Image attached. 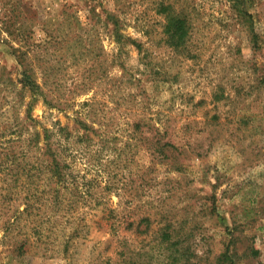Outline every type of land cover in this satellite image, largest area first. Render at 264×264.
Masks as SVG:
<instances>
[{
    "label": "rangeland",
    "instance_id": "374dc122",
    "mask_svg": "<svg viewBox=\"0 0 264 264\" xmlns=\"http://www.w3.org/2000/svg\"><path fill=\"white\" fill-rule=\"evenodd\" d=\"M160 1L189 15L184 47L162 39ZM107 11L141 52L114 41ZM14 47L44 92L35 125ZM18 124L23 138L66 125L72 166L58 197L42 173L6 235L0 220V264H172L164 229L194 264L229 239L236 264H264V0H0V130ZM156 132L167 157L146 146Z\"/></svg>",
    "mask_w": 264,
    "mask_h": 264
},
{
    "label": "trees",
    "instance_id": "16d2710c",
    "mask_svg": "<svg viewBox=\"0 0 264 264\" xmlns=\"http://www.w3.org/2000/svg\"><path fill=\"white\" fill-rule=\"evenodd\" d=\"M244 4L234 3L232 6L243 18V24L248 31L250 41L256 46L257 35L251 21L252 14L243 8ZM158 11L163 14L161 33L164 42L175 49L184 47L189 38L191 26L189 15L183 10L176 11L171 3L163 1L158 3ZM105 21L110 23L111 27H109V23H106L105 28H109V33L116 43L131 44L139 52L142 51V42L122 31L125 23L118 13L107 11ZM13 53L16 55L20 66L16 74L17 83L20 84L21 91L29 92L25 118L33 121L31 124L35 125V119L31 116L33 102L38 97H42L44 92L41 85L33 78L32 72L24 65L26 51L22 50L21 47H14ZM43 101L49 102L44 97ZM73 128L82 131L81 135H78L80 137L87 136L89 129L94 130L85 120L79 119L75 120ZM139 128L140 124L135 122L134 129L139 130ZM21 130L22 125L19 124L11 129L0 130V220L6 224L5 235L8 233V228L10 229L18 220L19 215L33 206L35 196L32 194V190L38 187V177L42 173H47L48 181L54 188L52 191H56L53 195L58 197V191L67 185V168L72 166L68 152L69 132L66 125H57L54 128L44 127L42 136L38 131H35L28 138L22 137ZM158 135L159 133L156 132L147 137L146 146L151 154L167 157L168 154L164 150L169 149L174 152L177 146L169 141H162ZM176 168L179 169L180 165H177ZM18 200L24 204L22 211L17 205L13 207ZM141 220L148 221V218L142 217ZM166 226L168 228L169 223ZM160 237V244L167 249V256L172 264H194L190 258L189 247L183 248V245H180L183 241L173 239L168 230L165 229ZM20 244L16 245V248L22 251L23 243ZM234 244V239H229L224 250L216 256L217 264H236L234 252L231 253ZM252 252L258 253L255 249Z\"/></svg>",
    "mask_w": 264,
    "mask_h": 264
}]
</instances>
